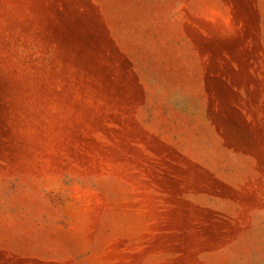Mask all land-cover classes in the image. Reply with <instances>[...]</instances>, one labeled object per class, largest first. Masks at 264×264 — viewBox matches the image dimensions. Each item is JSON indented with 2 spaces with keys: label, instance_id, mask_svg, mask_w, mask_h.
<instances>
[{
  "label": "rangeland",
  "instance_id": "374dc122",
  "mask_svg": "<svg viewBox=\"0 0 264 264\" xmlns=\"http://www.w3.org/2000/svg\"><path fill=\"white\" fill-rule=\"evenodd\" d=\"M0 264H264V0H0Z\"/></svg>",
  "mask_w": 264,
  "mask_h": 264
}]
</instances>
